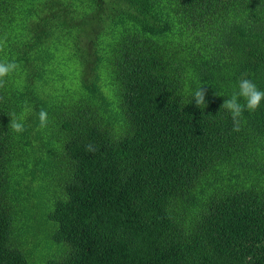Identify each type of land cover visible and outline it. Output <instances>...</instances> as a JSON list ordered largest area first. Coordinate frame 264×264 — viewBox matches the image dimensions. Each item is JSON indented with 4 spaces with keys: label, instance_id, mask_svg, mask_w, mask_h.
<instances>
[{
    "label": "trees",
    "instance_id": "trees-1",
    "mask_svg": "<svg viewBox=\"0 0 264 264\" xmlns=\"http://www.w3.org/2000/svg\"><path fill=\"white\" fill-rule=\"evenodd\" d=\"M0 41V264H264V102L222 109L264 0H0Z\"/></svg>",
    "mask_w": 264,
    "mask_h": 264
},
{
    "label": "clouds",
    "instance_id": "clouds-1",
    "mask_svg": "<svg viewBox=\"0 0 264 264\" xmlns=\"http://www.w3.org/2000/svg\"><path fill=\"white\" fill-rule=\"evenodd\" d=\"M3 50V41H0V51ZM18 69V64L13 61H0V89L5 87L6 77L14 73ZM217 95V94H216ZM206 90L205 87L199 88L194 92L193 101L200 107L206 105ZM243 99L244 103L240 102ZM3 97H0L2 100ZM264 102V91L257 88L255 83L251 79L247 78V74L242 76L234 85L231 96L224 100L222 109H226L233 121V131L239 132L241 125L242 113L245 109L250 111L257 110L261 103ZM32 109L25 104L23 112L18 116L15 112L7 115L10 117L9 129L22 133L24 129V119L26 115L31 112ZM39 126L41 129L46 128L48 124V113L46 110L41 109L38 113ZM94 147L89 144L86 146V151H94Z\"/></svg>",
    "mask_w": 264,
    "mask_h": 264
}]
</instances>
